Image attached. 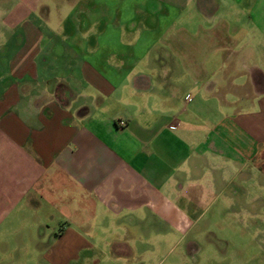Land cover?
<instances>
[{"label":"crops","instance_id":"1","mask_svg":"<svg viewBox=\"0 0 264 264\" xmlns=\"http://www.w3.org/2000/svg\"><path fill=\"white\" fill-rule=\"evenodd\" d=\"M39 1L0 0V223L35 206L67 219L46 253L53 263L100 264L98 253L126 264L134 241L125 224L143 212L180 233L220 199L229 216L255 215L264 33L262 48L252 36L244 43L251 1L163 0L165 26H127L138 34L127 52L117 33L113 46L62 53L55 41L87 36L44 30ZM169 8L179 13L168 20ZM190 8L194 30L179 19ZM154 45L166 61L147 69ZM241 200L248 209H237Z\"/></svg>","mask_w":264,"mask_h":264},{"label":"rangeland","instance_id":"2","mask_svg":"<svg viewBox=\"0 0 264 264\" xmlns=\"http://www.w3.org/2000/svg\"><path fill=\"white\" fill-rule=\"evenodd\" d=\"M161 1L163 0H40L33 10L41 16L45 23L43 29L50 34L64 38L74 34L87 36L84 38L86 43L81 40L55 41L61 53L70 44L83 47L82 49L84 44L93 49L105 43L113 46L116 44L117 33L122 34L121 51L127 52L131 49L132 38L138 36L137 33L128 36L127 26L134 24L139 27L145 23L152 31L165 26L167 21L163 18ZM180 1L173 0L177 6ZM218 1L228 4L240 0ZM249 1L252 2V9L248 13L252 23L243 28V33L248 32L244 43L250 44L252 36L254 41L257 40L253 46L258 49L262 48L260 45L264 33V0ZM177 9H167L168 20L179 13ZM195 18L190 8L189 11L183 10L179 19L190 20L189 28L194 30L197 21ZM135 31L138 32L136 29ZM148 43L147 46L150 47L152 42ZM148 47H144V50ZM156 48V45L152 47L150 56L143 62L147 69L155 65L163 66L166 61ZM130 64L131 62L126 69L130 68ZM157 77L158 74H155V81ZM252 188L255 190L253 186ZM245 203L243 200L236 201L237 209H248ZM227 204L220 199L200 218H191L193 226L187 233L175 232L164 219L149 216L146 212L133 216L134 225L129 223L131 220L125 224L130 232L124 233V236L133 238L134 257H125L130 259L126 264H264V200L257 202L255 215L244 211L237 216H229L224 212ZM34 207L25 213L14 212L0 223V264H57L47 258L46 253L55 239V233L58 234L59 226L67 219L58 214L49 215L47 211L37 213ZM129 217L131 216L125 218L129 220ZM97 257L102 260L100 264H122L119 261L105 260L98 253ZM83 264L96 263L87 261Z\"/></svg>","mask_w":264,"mask_h":264},{"label":"flooded vegetation","instance_id":"3","mask_svg":"<svg viewBox=\"0 0 264 264\" xmlns=\"http://www.w3.org/2000/svg\"><path fill=\"white\" fill-rule=\"evenodd\" d=\"M202 2L206 3V0H202L201 3H202Z\"/></svg>","mask_w":264,"mask_h":264}]
</instances>
